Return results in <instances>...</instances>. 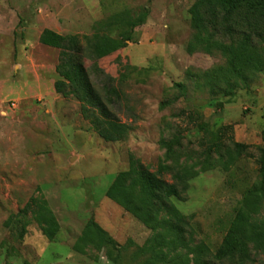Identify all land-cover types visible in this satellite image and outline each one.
Segmentation results:
<instances>
[{
    "label": "rangeland",
    "instance_id": "obj_1",
    "mask_svg": "<svg viewBox=\"0 0 264 264\" xmlns=\"http://www.w3.org/2000/svg\"><path fill=\"white\" fill-rule=\"evenodd\" d=\"M194 1L0 0V264H201L229 234L245 191L261 179L264 70L254 71L249 86L224 93L222 79L235 63L222 49L205 50V32L190 19ZM144 11L135 41L98 62L121 94L114 111L132 127L126 139L107 142L77 99L55 91L59 50L40 45L38 36L44 28L92 34ZM203 129L223 142L208 160ZM177 132L181 148L161 145ZM232 140L247 150L235 153ZM136 159L151 170H186L171 200L199 247L164 249L166 260L156 259L152 228L107 195ZM32 197L41 200V212L10 221ZM257 216L264 218V201ZM254 259L264 264V253Z\"/></svg>",
    "mask_w": 264,
    "mask_h": 264
},
{
    "label": "trees",
    "instance_id": "obj_2",
    "mask_svg": "<svg viewBox=\"0 0 264 264\" xmlns=\"http://www.w3.org/2000/svg\"><path fill=\"white\" fill-rule=\"evenodd\" d=\"M189 14L193 27L205 32V50L222 49L235 63L231 72H224L221 88L224 93L231 94L241 86H249L254 71L264 70V0H195ZM147 16L145 11L124 15L103 24L94 33L82 36L62 34L51 28H44L39 36L40 43L59 50L55 91L77 99L83 116L107 142L126 139L132 127L114 111L121 94L114 86V79L100 68L98 62L135 41L137 27ZM92 74L103 83V91L92 79ZM215 87L216 84L211 82L212 90ZM201 132L205 134L200 142L204 159L220 155L223 142L218 134L205 133V129ZM183 138V134L177 132L170 139H163L161 145L168 150L181 148ZM232 146L239 155L247 150L246 144L235 140H232ZM258 163L259 185L245 191L229 234L215 251L204 252L206 255L201 264H251L255 260L254 254L264 253V218L257 216L264 201V146L260 147ZM167 175L172 181L166 179ZM185 177L186 170L177 165L160 164L156 170H151L136 159L132 160L130 171L121 172L107 191L108 196L118 199L152 228L155 233L149 243L155 258L160 261L167 258L164 249L193 250V246L199 247V244L191 243L194 240L187 215L180 213L171 200L179 192ZM41 206V200L32 197L21 211L10 217V221L20 215L28 217L29 212L40 213L35 207L41 210ZM88 227L98 238L106 239L95 222L90 221ZM202 254H197V258Z\"/></svg>",
    "mask_w": 264,
    "mask_h": 264
},
{
    "label": "crops",
    "instance_id": "obj_3",
    "mask_svg": "<svg viewBox=\"0 0 264 264\" xmlns=\"http://www.w3.org/2000/svg\"><path fill=\"white\" fill-rule=\"evenodd\" d=\"M41 34V33H40ZM40 34H39V36H40ZM39 36H38V40H39ZM40 45L42 44V43H40V41L38 42ZM50 47V46H49ZM25 57H26V59L29 61V62H31L34 66L36 65V59L34 58V56H30V55H28L27 56V54L25 55ZM56 72V71H55ZM56 75H57V73H56ZM56 80V79H55ZM55 80H54V82H55Z\"/></svg>",
    "mask_w": 264,
    "mask_h": 264
}]
</instances>
